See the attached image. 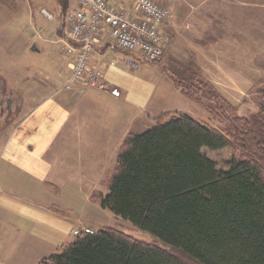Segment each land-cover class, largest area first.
Returning <instances> with one entry per match:
<instances>
[{
    "label": "crops",
    "instance_id": "obj_1",
    "mask_svg": "<svg viewBox=\"0 0 264 264\" xmlns=\"http://www.w3.org/2000/svg\"><path fill=\"white\" fill-rule=\"evenodd\" d=\"M10 1L15 8L8 11L17 21L11 29L17 34L15 41L20 42V46L13 48L16 52L21 50L23 64L34 65L40 73H44L46 61L56 66V104L43 102L31 109L23 130H16L11 136L1 160L0 264H39L74 240L71 229H97L93 215L80 212L74 195L68 193L84 189L85 203L102 212L104 208L90 198L97 188L96 180L108 175L112 162L116 165L129 134L148 128L153 119L173 110L158 109L162 104L157 101L156 83L140 73L154 64L132 67L129 57L109 55V49L98 42L97 56L91 63L100 68L108 87H92L78 81H73V86L66 84L74 60L60 45L51 49L44 46L46 32L56 36L57 31L56 25L50 30L41 14L44 8L49 15L46 0ZM71 5L70 0L61 6V17L66 16ZM51 10L53 13L47 19L54 21L59 8ZM59 30L63 31L62 26ZM166 78L176 97H187L170 76ZM24 79L26 82L29 77ZM41 86L35 92L27 87L25 97L44 96L46 88ZM111 88H118L121 94L113 95ZM3 94L11 100L12 117L24 112V103L19 100L22 94L7 81Z\"/></svg>",
    "mask_w": 264,
    "mask_h": 264
},
{
    "label": "trees",
    "instance_id": "obj_2",
    "mask_svg": "<svg viewBox=\"0 0 264 264\" xmlns=\"http://www.w3.org/2000/svg\"><path fill=\"white\" fill-rule=\"evenodd\" d=\"M171 78L191 98L189 88L203 90L188 76L187 86ZM157 120L126 137L98 202L169 250L101 228L76 236L42 264H190L176 253L195 264H264L263 166L233 157L219 169L204 149L233 147L228 133L185 112ZM247 143L240 139L238 148L249 150Z\"/></svg>",
    "mask_w": 264,
    "mask_h": 264
},
{
    "label": "rangeland",
    "instance_id": "obj_3",
    "mask_svg": "<svg viewBox=\"0 0 264 264\" xmlns=\"http://www.w3.org/2000/svg\"><path fill=\"white\" fill-rule=\"evenodd\" d=\"M108 1L117 8L129 7L132 2V0ZM155 1L170 12L169 19L162 27L165 49L163 56L157 62L151 63L154 65L146 67L140 73L156 83L157 101L162 104L158 109L173 110L164 114L168 117L182 110L208 123L216 130L221 129L228 133L234 143L233 147L222 150L204 149V153L216 161L219 169H226L233 157L255 159L264 168V0ZM46 2L50 7L49 10L47 8L49 15L53 13L51 9L54 10V8H59V12L55 20L50 21L47 19L48 12L44 8L41 10V14L46 17L47 25L51 26L50 30H54L55 25L57 27L56 36L46 32L44 46L51 49L53 46L56 48V44L60 45L63 52L73 57L75 62L83 56V50H71L65 40L64 30L67 26V18L72 12L71 7L66 12V16L61 17L62 7L70 3V0H46ZM71 2L73 10L80 0H71ZM12 3L10 0H0V164L11 136L16 130H19L18 132L23 130L26 117L30 115L31 109L43 102L56 104V66L46 61L44 73H40L34 65L23 64L22 54H19L21 50L17 49L16 52V48H13L20 46V42L15 41L17 34L11 29L17 23L14 14L8 11L15 8ZM61 18H63L62 24ZM75 25V22H70V29L73 30ZM59 26H62V32L58 31ZM87 29V26L82 27L83 35ZM94 39L102 47L109 49V55L112 53L127 56L130 62L133 59L127 51L112 47L114 42L108 32H98L94 35ZM89 53L90 60L97 56L95 50H90ZM51 57L55 58L53 54ZM167 75L174 77L176 83L182 86L188 85V80L184 79L188 76L194 82L201 83L203 90L200 92L192 87L189 88L190 91L195 92L192 98L189 96L183 98L181 95L176 97L174 92L169 90ZM25 76L29 77L26 82ZM72 76L73 69L66 82L71 86H73ZM51 77L55 78L54 81H49ZM6 81L12 89L18 90V94H22L19 100L24 103V112L17 113L13 115L14 117L7 108L11 100L3 94ZM41 85H45L46 88L47 93L44 96L28 97V99L25 97L24 91L27 87L28 91L35 92L42 87ZM212 93L215 94L212 95ZM157 119H153V123L148 124V128H136L137 133L151 128L157 123ZM245 128L246 130H243ZM243 131L247 134L241 137L240 133ZM243 138L249 143H247L249 150L238 148V143ZM114 163L112 162L108 169L107 176L96 180L97 188L90 194L92 201L98 204V197L108 192L109 182L116 170L117 164L114 165ZM68 195H74L73 199L80 205L79 211L93 215L98 230L101 228L115 229L133 239L169 250L153 235L130 221L115 215L110 210L102 209V212H98L95 207L85 203L84 189L77 188V193H68ZM92 227L95 228V226ZM86 228L93 229L87 226L76 229ZM97 229L95 228L96 231ZM70 236L76 237L71 231ZM176 254L186 262L195 264L182 253Z\"/></svg>",
    "mask_w": 264,
    "mask_h": 264
},
{
    "label": "built area",
    "instance_id": "obj_4",
    "mask_svg": "<svg viewBox=\"0 0 264 264\" xmlns=\"http://www.w3.org/2000/svg\"><path fill=\"white\" fill-rule=\"evenodd\" d=\"M71 11L64 30L65 40L71 50H83V56L74 62L72 82L80 80L87 86L108 87L102 71L92 65L89 58V52L95 50L94 44L97 42L94 35L101 31L108 32L113 39V48L127 51L133 56V66L154 63L163 56L165 41L162 27L169 19L170 12L155 0H132L129 7L120 8L108 0H80ZM70 22L76 23L73 30L70 29ZM84 26L88 29L83 35L81 29ZM111 92L115 96L121 94L118 88H111ZM71 232L76 236L94 233L90 228H73Z\"/></svg>",
    "mask_w": 264,
    "mask_h": 264
},
{
    "label": "flooded vegetation",
    "instance_id": "obj_5",
    "mask_svg": "<svg viewBox=\"0 0 264 264\" xmlns=\"http://www.w3.org/2000/svg\"><path fill=\"white\" fill-rule=\"evenodd\" d=\"M7 103H9V101H8ZM1 106H2V105H1ZM7 108H8V111H9V108H10V104H9V106H8ZM2 111H4V109H3Z\"/></svg>",
    "mask_w": 264,
    "mask_h": 264
},
{
    "label": "water",
    "instance_id": "obj_6",
    "mask_svg": "<svg viewBox=\"0 0 264 264\" xmlns=\"http://www.w3.org/2000/svg\"><path fill=\"white\" fill-rule=\"evenodd\" d=\"M94 46H95V44H94Z\"/></svg>",
    "mask_w": 264,
    "mask_h": 264
}]
</instances>
